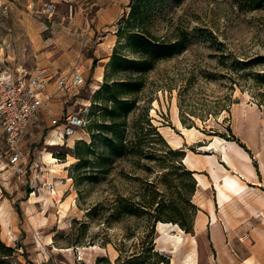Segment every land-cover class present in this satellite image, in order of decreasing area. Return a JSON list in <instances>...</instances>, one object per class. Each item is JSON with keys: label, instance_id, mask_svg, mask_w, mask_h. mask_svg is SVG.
I'll use <instances>...</instances> for the list:
<instances>
[{"label": "rangeland", "instance_id": "374dc122", "mask_svg": "<svg viewBox=\"0 0 264 264\" xmlns=\"http://www.w3.org/2000/svg\"><path fill=\"white\" fill-rule=\"evenodd\" d=\"M129 2L0 0V52L7 55L8 65L31 69L38 62L69 72L77 64L85 77L78 87L47 85L38 118L20 141L24 171L16 174L5 162L0 165V240L14 246V257L28 264H94L98 256H103L99 264H150L153 256L147 246L153 237L155 248L169 256V264H239L250 254L255 262L247 260L264 264V181L249 183L240 170L246 162L255 163L259 156L255 147L264 142V96L258 91L264 87L256 88L252 73L264 70V62L250 59L264 55V0H163L155 6L147 27L158 36L182 37L185 46L156 60L148 70L133 73L142 86L129 96L134 101L131 109L124 115L116 110V123L100 127L112 120L100 103L103 94L96 96L95 90L109 70L116 30ZM121 51L133 56L125 47ZM123 75L119 71L110 77ZM106 104L112 107L110 101ZM68 110L83 115V130L63 142L47 143L51 118ZM239 112L247 122L241 121ZM177 118L184 126L195 127L194 139L182 134ZM110 128L125 134L140 131L143 141L136 147L128 144L121 155H108L100 139L110 134ZM152 128L163 140L153 136ZM215 135L225 139L239 165L225 166L219 184L213 178L222 168L215 161L230 163L220 152L214 157L211 149L201 148ZM178 136L182 145L176 147L168 137ZM78 140L91 141L89 148L79 144L83 153L79 166L74 152ZM166 144L191 153L194 166L208 167V173L200 172L205 179L208 175L211 185L194 177L191 201L199 215L205 216L212 194L220 206L232 201L227 207L237 214L236 225L219 234L221 244L213 242L209 227L195 221L198 210L193 233L173 223L164 232L157 228V237L150 234L153 220L145 207L128 213L115 205L137 200L150 190V181L160 191L174 190L173 195L184 189L169 183L167 187L163 180L169 170L166 177L175 184L181 171L170 166L178 156L167 152ZM47 150L58 161L70 163L53 170ZM49 184L57 189L56 199ZM222 256L225 260L220 262Z\"/></svg>", "mask_w": 264, "mask_h": 264}, {"label": "trees", "instance_id": "16d2710c", "mask_svg": "<svg viewBox=\"0 0 264 264\" xmlns=\"http://www.w3.org/2000/svg\"><path fill=\"white\" fill-rule=\"evenodd\" d=\"M162 1L163 0H130L129 2V9L122 19L121 25L116 30L118 40L107 62L109 70L104 72L103 81L95 90L96 96L103 94L100 103L103 104L102 107L105 110H109V117L110 120H112L109 123H102L100 127H106L116 123V110L119 111L120 115H124L131 109L134 101L130 99L129 96L134 94L142 86V81L132 76L133 73H141L148 70L156 60L171 57L180 52L185 46L184 38L158 36L147 27L148 16L152 13L154 7H158ZM172 1L180 2L182 0ZM123 47L130 51L133 56H127L123 53L121 51ZM250 59L251 61L260 60L264 62V55L259 54ZM119 71H123L124 75L121 77H110L112 73ZM252 73L256 88L260 89L264 87V70H253ZM258 91L260 95L264 96V90ZM106 101L112 103V107L109 109ZM261 103H264V101ZM109 133L110 134L103 136L100 142L104 145L107 154L113 156L121 155L126 152L128 144H130L131 147L141 145L144 138L140 131L125 134L124 132L118 131L116 128H110ZM152 133L153 136H157L163 140L157 128H152ZM90 143L87 142L86 144V142L82 140L76 141L74 152L79 158L78 162H76L77 166L81 165V158L83 157V153L79 152V144H82L85 148H89ZM167 147V152L178 156L177 163L170 164V166L174 169H181V171L177 172L175 175L176 178H178L175 184H172V181L166 177L172 173L169 170L164 172L163 180L167 183V187H169V183L174 188L179 187L178 189H184H176L177 194L173 195L172 192L174 190H169V193L160 191L156 183L150 181L149 185L152 186L150 190L147 193L142 192L137 200L130 201V203L118 204V202H116L115 205L117 207L120 205L128 213H136L139 207H145L153 220L150 234L151 232L156 233L154 221L156 223L158 220L173 222L185 232L193 233V219L198 210V206L191 201V194L195 185L193 170L186 168L181 162L185 154L183 148H172L169 145H167ZM178 197H180L181 200ZM147 250L150 252V255L153 256V260L150 264H157L159 262L169 264V256L155 248L154 237L150 245L147 246ZM14 252V246L7 245L0 240V264H28L27 262L22 263L15 258ZM102 257L98 256L94 264H99ZM76 264L89 263L81 261Z\"/></svg>", "mask_w": 264, "mask_h": 264}, {"label": "built area", "instance_id": "2783aa9c", "mask_svg": "<svg viewBox=\"0 0 264 264\" xmlns=\"http://www.w3.org/2000/svg\"><path fill=\"white\" fill-rule=\"evenodd\" d=\"M50 81L58 88L81 86L85 82L82 66L76 64L69 72L53 73L48 66L36 62L27 69L22 64L8 65L7 55L0 52V165L5 162L13 173L24 171L25 151L20 141L38 118ZM84 123L79 111L68 110L51 118L50 135L63 142L83 130ZM48 187L56 199L57 189L52 184Z\"/></svg>", "mask_w": 264, "mask_h": 264}, {"label": "crops", "instance_id": "0c3cea01", "mask_svg": "<svg viewBox=\"0 0 264 264\" xmlns=\"http://www.w3.org/2000/svg\"><path fill=\"white\" fill-rule=\"evenodd\" d=\"M48 68L51 72H53V73L56 72V71L51 70V68L49 66H48ZM50 83H53V81H50ZM46 90H47V88H46ZM46 90H45V92H46ZM46 95H47V93L45 94V96ZM255 149L259 151V154H258L259 156H258V158H256L255 163L252 164V163L246 162L245 164H243V166L240 168V170H242L246 173V179L245 180L247 182L254 183V184H260L261 181H264V142L258 143V146H256ZM188 154L190 155V159L193 162L194 157L189 152L185 153L184 158ZM231 157H232V161H233L234 166L230 165V164H226V162H223V160L221 158H220V160L222 161V163H225V166L227 169L231 168V166L233 168L234 167L239 168V165H237L238 163H236L233 156H231ZM256 165H257V168H256ZM190 169L195 170V172H197V171L200 172V170L205 169L206 172L208 173V170H207L208 167L206 168V166H194V164H193L192 168L190 167ZM201 174H203V173H201ZM204 175H205L206 179L209 181V185H211L210 180L208 178V175L207 174H204ZM201 187L205 189V187H203V186H201ZM211 196H212L211 201L207 202L206 206H204V208L206 209V212L204 213L205 216L199 215L200 209H198L196 216H195V221L198 223V220H201V224H199L200 226L204 224L205 227H209L213 242L216 245H218V244L222 243V241L219 238V234L221 232H223V229L228 230V229H231L232 227H234L236 225L235 224V215H237V214H235L234 211L230 210L227 207L228 204L231 203L232 201L226 202L224 205L220 206L217 202V197L215 198L214 194H212ZM213 215H215L214 221L212 220ZM155 228L157 229L156 225H155ZM156 236L158 237L157 230H156ZM157 246H158V244H157ZM169 252L170 253L174 252L172 246H171V248H169ZM248 258H251L255 262V258H253V255L250 254L247 257H245L243 259V261H241L239 264H245V262ZM218 260L220 262H222L225 260V258L222 256V257L218 258ZM157 264H164V262H159ZM180 264H182V262Z\"/></svg>", "mask_w": 264, "mask_h": 264}, {"label": "bare ground", "instance_id": "6f19581e", "mask_svg": "<svg viewBox=\"0 0 264 264\" xmlns=\"http://www.w3.org/2000/svg\"><path fill=\"white\" fill-rule=\"evenodd\" d=\"M243 104V103H242ZM238 105V104H237ZM244 106V105H243ZM239 108V107H238ZM154 110V109H153ZM152 110V111H153ZM245 110H247V108H245ZM242 111V110H240ZM239 117L241 119V121L243 122L244 120L247 122V119H246V115L243 113V112H239ZM176 123H177V126L178 128L180 129V131L182 132V134H186L187 137L189 139H194L195 137V127L191 126V127H187V126H184L181 121L177 118L176 119ZM245 123V122H244ZM247 125V124H246ZM249 125V124H248ZM247 125V126H248ZM53 140H52V139ZM49 141L47 143L49 144H56L58 141L56 140L57 138L56 137H51ZM168 141L173 144L174 146H181V136H178V137H168ZM61 144V143H59ZM201 148L203 149H211V155L212 156H216L215 152H220L223 157H224V160H226L227 162H229L231 165H233V161H232V157H231V154L230 152L228 151L227 147H226V144H225V139L220 137V136H217L215 135L213 138L209 139L208 142L204 143L201 145ZM213 157V158H214ZM46 159L47 161H51L52 162V166H53V170H56L57 167H60L61 164H68L70 163L71 160H67V161H58V159L56 158V156H54L53 153H51L50 150H47L46 151ZM183 162H185V164H187L188 168H192L193 166V162L191 161L190 159V155L188 154L187 156H183ZM214 162V161H213ZM216 164H219L220 167L222 169H218V172H220L219 174L217 173L213 180L215 181V183H220L221 181V178L220 176L222 175L223 172H225L227 169L225 168V165L221 164V163H217V161H215ZM234 166V165H233ZM219 167V166H218ZM195 170H193V175L194 177L196 178V180L199 182V183H203L206 185L207 182H209L207 179L204 178V176L201 175V173H199L198 171L195 172ZM208 185V184H207ZM171 225H173V222H170V221H162V220H159L157 222V228H158V231L159 232H164L165 230H167ZM246 264H256L254 263L251 259L247 260Z\"/></svg>", "mask_w": 264, "mask_h": 264}]
</instances>
